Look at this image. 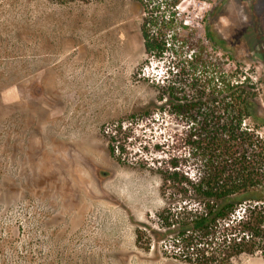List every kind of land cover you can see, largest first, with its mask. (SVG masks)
<instances>
[{
  "label": "rangeland",
  "instance_id": "rangeland-1",
  "mask_svg": "<svg viewBox=\"0 0 264 264\" xmlns=\"http://www.w3.org/2000/svg\"><path fill=\"white\" fill-rule=\"evenodd\" d=\"M252 2L182 0L178 11L225 71L256 85L264 136ZM142 17L132 0H0V264H190L136 244L135 222L163 206L156 169L180 157L192 170L187 125L158 108L160 89L190 92L198 76L186 31L155 56Z\"/></svg>",
  "mask_w": 264,
  "mask_h": 264
},
{
  "label": "trees",
  "instance_id": "trees-1",
  "mask_svg": "<svg viewBox=\"0 0 264 264\" xmlns=\"http://www.w3.org/2000/svg\"><path fill=\"white\" fill-rule=\"evenodd\" d=\"M132 1L143 9L145 51L164 55L185 30L188 63L198 72L190 92L170 83L160 89L161 103L152 102L186 123L192 170L182 168L180 157L156 169L163 206L156 221L135 222L136 244L190 264H232L243 255L264 260V136L256 85L248 77L234 79L225 71L226 57L211 53L189 31L179 17L182 0ZM110 150L115 156V147Z\"/></svg>",
  "mask_w": 264,
  "mask_h": 264
},
{
  "label": "flooded vegetation",
  "instance_id": "flooded-vegetation-1",
  "mask_svg": "<svg viewBox=\"0 0 264 264\" xmlns=\"http://www.w3.org/2000/svg\"><path fill=\"white\" fill-rule=\"evenodd\" d=\"M251 1V0H248ZM254 4L252 2V4H250L251 6H253L251 8V14L255 17L258 16L260 22H261V30L257 31V33L255 34L256 37L264 38V0H253ZM260 46V45H259ZM263 57H264V53H262Z\"/></svg>",
  "mask_w": 264,
  "mask_h": 264
}]
</instances>
